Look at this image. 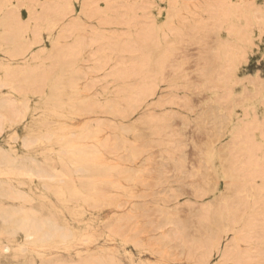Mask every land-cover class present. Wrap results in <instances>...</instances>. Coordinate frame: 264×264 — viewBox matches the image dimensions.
I'll return each instance as SVG.
<instances>
[{"label": "rangeland", "instance_id": "rangeland-1", "mask_svg": "<svg viewBox=\"0 0 264 264\" xmlns=\"http://www.w3.org/2000/svg\"><path fill=\"white\" fill-rule=\"evenodd\" d=\"M1 102L0 264H264V0H0Z\"/></svg>", "mask_w": 264, "mask_h": 264}, {"label": "bare ground", "instance_id": "bare-ground-1", "mask_svg": "<svg viewBox=\"0 0 264 264\" xmlns=\"http://www.w3.org/2000/svg\"><path fill=\"white\" fill-rule=\"evenodd\" d=\"M174 3H175V2H174ZM170 4H172V3H170ZM171 10H172V9H171ZM171 14H172V13H171ZM175 17H176V16H175ZM171 19H172V18H171ZM170 31H171V30H170ZM170 31H169V32H170ZM172 33H173V32H172ZM20 49H21V48H20ZM21 51H22V50H21ZM21 51H20V52H21ZM20 52H17V54L20 53ZM23 52H24V51H23ZM21 53H22V52H21ZM20 57H21V56H20ZM122 62H123V61H122ZM122 62H119V65H120V66H121L120 63H122ZM117 63H118V62H117ZM146 63H147V62H146ZM148 63H149V62H148ZM148 63H147V64H148ZM115 65H116V64H115ZM115 65H114V66H115ZM117 65H118V64H117ZM114 66H113V68L116 69V66H115V67H114ZM120 66H119V67H120ZM121 70H123V69H121ZM29 72H30V71H29ZM111 73H112V72H111ZM117 73H118V72H117ZM120 73H122V72H120ZM120 73H119V74H120ZM123 73H124V72H123ZM113 74L117 75V74L115 73V71H113ZM113 74H112V75H113ZM119 74H118V75H119ZM132 74H133V73H132ZM122 75H123V74H122ZM122 75H121V76H122ZM136 75H138V73H137ZM139 75H140V74H139ZM124 76H125V75H124ZM133 76H135V75H133ZM135 77H136V76H135ZM144 77H145V76H144ZM149 77H150V75H149ZM128 78H129V77H128ZM140 79H141V78H140ZM142 79H143V78H142ZM142 79H141V80H142ZM150 82H151V81H150ZM1 103H2V102H1ZM1 103H0V108H1V107L3 108V107H4V103H2V104H1ZM143 115H144V114H143ZM29 125H30V124H29ZM252 155H253V154H252ZM4 158H5V157H4ZM10 159H11V158H10ZM12 159H13V157H12ZM12 159H11V161H13ZM29 161H30V160H29ZM30 163H31V162H30ZM249 163H250V166H251V162H249ZM25 165H26V164H25ZM25 165H24V166H25ZM203 165H204V164H203ZM252 165H253V163H252ZM27 166H28V164H27ZM28 167H29V166H28ZM32 167H33V166H32ZM205 167H206V165H205ZM210 168H211V167H210ZM30 169H31V168H30ZM205 169H206V168H204V170H205ZM206 170H207V169H206ZM207 171H208V170H207ZM224 171H225V170H224ZM205 173H206V172H205ZM208 173H209V172H208ZM212 174H213V173H212ZM203 175H204V173H203ZM209 175H210V174H209ZM207 176H208V174H207ZM41 177H43V175H42ZM263 177H264V176H263ZM43 178H44V177H43ZM202 178H203V177H202ZM200 179H201V177H200ZM203 179H204V178H203ZM205 179H206V178H205ZM208 179H210V178L207 177L206 180H208ZM208 181H209V180H208ZM212 182H213V181H212ZM210 183H211V182H210ZM210 183H209V184H210ZM206 184H207V183H206ZM206 184H205V186H207ZM209 184H208V186H209ZM224 185H225V184H224ZM200 186H202V183H201ZM212 186L214 187L213 184H211L210 187H212ZM213 187H212V188H213ZM224 187H225V186H224ZM200 188H205V187H200ZM207 188H208V187H207ZM212 188H210V189H212ZM205 189H206V188H205ZM200 190H201V189H200ZM213 190H214V189H213ZM227 190H228V189H227ZM227 190H225V191H227ZM202 191H203V190H202ZM204 191H205V190H204ZM206 191H207V189H206ZM206 191H205V192H206ZM209 191H210V190H209ZM225 191H224V192H225ZM205 192H204L203 194H205ZM227 192H229V191H227ZM201 193H202V192H201ZM198 194H200L199 191H198ZM203 194H202V195H203ZM229 195H230V194H229ZM218 197H219V196H218ZM219 199H220V198H219ZM219 199H218V200H219ZM229 201H230V200H229ZM235 201H236V200H235ZM214 202H215V201H214ZM232 202H234V200H233ZM217 203H218V202H217ZM217 203H216V204H217ZM237 203H238V202H237ZM212 204H213V203H212ZM234 205H235V204H234ZM214 206H215V204H214ZM238 206H240V205H238ZM204 207H205V206H204ZM205 208H206V207H205ZM216 208H217V206H216ZM216 208H215V209H216ZM198 209H199V208H198ZM20 211H21V210H20ZM213 211H214V209H213ZM238 211H239V210H238ZM238 211H237V212H238ZM1 212H2V211H1ZM15 212H16V211H15ZM216 212H217V211H216ZM216 212H215V214H216ZM200 214H201V213H200ZM204 214H205V213H204ZM209 214H210V213H209ZM209 214H208V215H209ZM213 214H214V213H213ZM217 214H219V213H217ZM235 214H236V213H235ZM18 215H19V214H18ZM208 215H207V216H208ZM15 216H16V215H15ZM214 216H215V215H214ZM26 217H27V216H26ZM215 217L218 219L219 216H215ZM13 218H14V217H13ZM33 218H34V217H33ZM24 219H26V218H24ZM18 220H19V219H18ZM21 220H22V219H21ZM35 220H37V219H35ZM24 221H25V220H24ZM24 221H22V222H24ZM26 221L28 222L29 220L27 219ZM216 221H217V220H216ZM12 222H13V220H12ZM27 222H25V224H26ZM33 222H35V221L32 220L31 223H33ZM217 222H218V221H217ZM14 223H15V222H14ZM16 223H17V222H16ZM29 223H30V222H29ZM200 223H201V222H200ZM17 224H18V223H17ZM43 224H44V223H43ZM19 225H20V224H19ZM23 225H24V224H23ZM31 225H32V224H29L30 227H31ZM20 226H21V225H20ZM29 226L26 224V226H24V227H25V230L28 229V228H29V229L32 228V227L30 228ZM202 226H203V225H202ZM208 226H209V225H207L206 227H208ZM22 227H23V226H22ZM40 227H41V226H40ZM18 228H19V226H18ZM33 229H34V228H33ZM42 229H43V228H42ZM205 229H206V228H205ZM21 230H22V228H21ZM25 230H24V231H25ZM29 231H30V230H29ZM20 232H21V231H20ZM21 233H22V232H21ZM23 233H24V232H23ZM31 234H32V233H31ZM212 234H213V233H212ZM24 235H25V234H24ZM26 235H27V233H26ZM26 235H25V236H26ZM29 235H30V233H29ZM43 235H44V234H43ZM41 236H42V234H41ZM27 237H28V236H27ZM42 237H43V236H42ZM45 238H46V237H45ZM199 238H201V236H200ZM202 238H204V237H202ZM241 238H242V237H241ZM243 238H244V237H243ZM38 239H39V238H38ZM233 239H235V238L233 237ZM230 242H231V241H230ZM203 243H204V242H203ZM233 243H234V242H233ZM230 244H231V243H230ZM230 246H231V245H230ZM225 247H226V246H225ZM222 252H224V251H222ZM221 256H222V255H221ZM238 256H239V255H238ZM239 259H240V258H239Z\"/></svg>", "mask_w": 264, "mask_h": 264}]
</instances>
